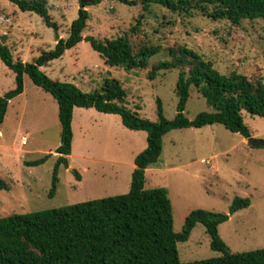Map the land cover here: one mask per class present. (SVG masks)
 <instances>
[{"label":"rangeland","instance_id":"374dc122","mask_svg":"<svg viewBox=\"0 0 264 264\" xmlns=\"http://www.w3.org/2000/svg\"><path fill=\"white\" fill-rule=\"evenodd\" d=\"M51 21L48 27L33 12H22L8 0H0V37L13 57L32 61L53 48L56 38L66 37L77 16L79 0H46ZM83 36L114 38L124 33L133 47L160 45L161 50L145 69L125 70L106 65L89 42L82 40L64 54L41 66L48 77L74 83L82 91L100 89L107 78L117 79L126 92L124 105L139 116L158 121V105L166 119L177 111L175 93L178 70H158L149 77L151 65L169 58L167 48L184 45L220 73L237 72L264 83V19H243L233 25L213 20L198 9L171 12L151 3L127 5L118 0L87 4ZM137 33L129 31L139 16ZM14 74L0 60V96L14 87ZM158 101L160 103H158ZM211 110L196 88L191 87L183 113L192 119ZM249 137L264 141V117L241 112ZM71 153L68 166L60 164L53 196L49 195L52 171L60 144L58 107L52 95L23 75V91L9 101L0 125V216L56 208L95 198L126 193L130 187L134 157L146 146V132L124 127L117 114L93 107H74L71 119ZM25 138L22 143V138ZM47 156L38 165L25 162ZM164 187L169 195L173 230H182L185 217L194 209L227 212L236 197L249 205L228 214L218 235L230 252L264 247V146H252L247 137L214 123L200 128L173 129L162 136V151L145 170V188ZM179 260L190 262L219 256L210 248V237L197 223L188 238L177 241Z\"/></svg>","mask_w":264,"mask_h":264},{"label":"trees","instance_id":"16d2710c","mask_svg":"<svg viewBox=\"0 0 264 264\" xmlns=\"http://www.w3.org/2000/svg\"><path fill=\"white\" fill-rule=\"evenodd\" d=\"M8 1L22 12L36 13L48 27L57 30L48 13L46 0ZM99 1L85 0L81 3L79 0L77 16L70 22L67 36L56 38L53 48L42 51L32 61L14 58L0 37V60L13 72L15 83L0 96V125L9 101L23 91L24 74L55 99L61 129L60 144L55 149L58 156L52 171L50 196L56 190L59 165L68 166L74 107H93L99 112L119 115L124 127L146 132V146L134 157L130 187L126 193L0 216V264H264V247L230 252L218 235V225L228 219V214L247 207L248 198H234L225 213L194 209L185 217L182 230L175 232L167 190L164 187L145 188V170L159 158L162 136L170 130L218 123L231 132L249 137L241 112L245 110L251 115L264 117L262 79H250L237 72L220 73L211 62L184 45L170 46L167 48L169 58L152 64L148 76L153 77L158 70H178L175 85L177 111L172 119H166L159 104V119L151 121L123 104L126 92L115 78H107L100 89L86 92L72 82L48 77L40 67L60 58L65 50L82 40L89 42L106 65L125 70L147 68L150 58L161 50L160 45L142 44L135 48L127 33L103 39L83 36L89 18L85 6ZM118 1L127 5L139 1L144 8L156 3L171 12L198 9L213 20L225 19L233 25H238L243 19H264V0ZM142 18L139 14L130 32L137 33ZM191 87L205 98L211 110L199 112L189 119L183 109ZM46 157L25 163L38 165ZM6 187V182L0 177V189ZM197 223L204 225L210 237V248L221 254L182 262L176 243L186 240Z\"/></svg>","mask_w":264,"mask_h":264},{"label":"water","instance_id":"95a60500","mask_svg":"<svg viewBox=\"0 0 264 264\" xmlns=\"http://www.w3.org/2000/svg\"><path fill=\"white\" fill-rule=\"evenodd\" d=\"M80 2L84 3L85 0H80ZM247 141L252 146H264V141L261 140V139H256V138H253V137H247Z\"/></svg>","mask_w":264,"mask_h":264},{"label":"built area","instance_id":"2783aa9c","mask_svg":"<svg viewBox=\"0 0 264 264\" xmlns=\"http://www.w3.org/2000/svg\"><path fill=\"white\" fill-rule=\"evenodd\" d=\"M4 21H10V20H9V18H6V17L0 15V23H3ZM24 141H25V138L23 137L22 142H24Z\"/></svg>","mask_w":264,"mask_h":264},{"label":"bare ground","instance_id":"6f19581e","mask_svg":"<svg viewBox=\"0 0 264 264\" xmlns=\"http://www.w3.org/2000/svg\"><path fill=\"white\" fill-rule=\"evenodd\" d=\"M22 143H24V142H22Z\"/></svg>","mask_w":264,"mask_h":264}]
</instances>
